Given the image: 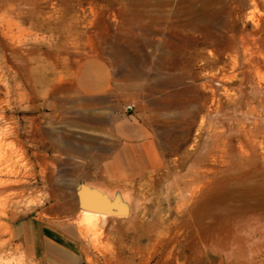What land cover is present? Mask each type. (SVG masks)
I'll use <instances>...</instances> for the list:
<instances>
[{
	"label": "rangeland",
	"instance_id": "obj_1",
	"mask_svg": "<svg viewBox=\"0 0 264 264\" xmlns=\"http://www.w3.org/2000/svg\"><path fill=\"white\" fill-rule=\"evenodd\" d=\"M196 1L0 0V264H264V63L232 59L253 31L264 55V0ZM123 114L149 127V156L95 188L106 152L76 138ZM80 185L126 210L81 225Z\"/></svg>",
	"mask_w": 264,
	"mask_h": 264
},
{
	"label": "crops",
	"instance_id": "obj_2",
	"mask_svg": "<svg viewBox=\"0 0 264 264\" xmlns=\"http://www.w3.org/2000/svg\"><path fill=\"white\" fill-rule=\"evenodd\" d=\"M91 75L89 87L104 90L110 85V77L106 70H98ZM91 134L79 136L76 140L82 141L78 144L86 150L106 152L105 154H92V162L101 165V178L94 177L95 188L113 187L119 182L133 178L134 173L140 172V162L149 156L150 147L153 143L149 127L136 120L130 114H123L115 118L107 126L106 131H100V126ZM77 137V136H76ZM106 141V145H101L100 141ZM84 143V144H83ZM87 151V152H88ZM86 159L90 158L85 155ZM97 172V171H96ZM96 176V175H95ZM79 211V210H78ZM77 211V213H78ZM22 227V226H21ZM14 233L24 235L25 241H29L30 231L23 232L20 228L14 229Z\"/></svg>",
	"mask_w": 264,
	"mask_h": 264
},
{
	"label": "bare ground",
	"instance_id": "obj_3",
	"mask_svg": "<svg viewBox=\"0 0 264 264\" xmlns=\"http://www.w3.org/2000/svg\"><path fill=\"white\" fill-rule=\"evenodd\" d=\"M179 0H177V3H178ZM195 1L196 0H188V8L191 9L192 11H196L195 10ZM198 1V0H197ZM196 1V2H197ZM202 4L205 5V3H207L209 0H199ZM199 1H198V4H199ZM212 1V0H211ZM216 1H219V0H216ZM253 1V0H252ZM162 2V1H161ZM221 3V2H220ZM226 3V2H225ZM167 4V2H166ZM179 4V3H178ZM217 4V3H216ZM257 4V2H256ZM201 5V4H200ZM208 5V3H207ZM206 5V7H207ZM215 5V4H214ZM213 5V6H214ZM219 5V4H218ZM217 5V6H218ZM226 5V4H225ZM210 6V5H209ZM220 6V5H219ZM222 6V5H221ZM224 6V5H223ZM163 7V6H162ZM199 7V6H198ZM201 7V6H200ZM205 6L201 7V11L203 12L204 10L206 11V9H204ZM216 8V7H215ZM198 10V8H197ZM208 11V10H207ZM193 12V13H194ZM198 12V11H197ZM213 14H215L216 17H219L221 16V9L218 8V9H214L213 11ZM227 13V12H226ZM158 14V13H157ZM168 14V13H167ZM230 14V10L228 12V14H225V15H229ZM181 15V14H180ZM231 15V14H230ZM262 16V15H261ZM264 18V17H263ZM210 20V19H213V16H202V14L200 13H194L193 16H192V21L190 23H200L204 20ZM258 19V18H257ZM258 21V20H257ZM256 21V22H257ZM259 22V21H258ZM256 23V24H259V23ZM184 25V24H182ZM261 25V24H260ZM261 27V26H260ZM201 29V28H200ZM205 31V29H204ZM207 33V32H206ZM259 42H261V36L259 34H257L255 31H253L252 33H244L241 38L239 40H236V45L235 47L233 48V66L235 64H239L241 65V67H243V70L242 72L243 73H250L252 70L254 69H258L262 66V64L264 63V55L260 54L259 51H260V47H259ZM261 50L263 51V48H261ZM232 54V53H231ZM231 56V55H230ZM231 59V60H232ZM240 67V66H239ZM261 70V69H260ZM259 72V71H258ZM253 73V72H252ZM255 75V74H254ZM226 76V75H225ZM229 77V76H228ZM231 77V76H230ZM255 77V76H254ZM252 79V78H251ZM248 80V79H247ZM251 83V81H250ZM260 83V82H259ZM242 84V83H241ZM256 85V84H255ZM253 85V86H255ZM211 87V86H210ZM213 87V86H212ZM214 88V87H213ZM212 88V89H213ZM256 88V87H255ZM258 88V87H257ZM256 88V89H257ZM262 89V87H260ZM253 90V89H252ZM259 90V89H258ZM214 91V89H213ZM254 94V92H252ZM258 93V92H256ZM255 95V94H254ZM250 97V96H249ZM252 98V97H251ZM254 100V99H253ZM249 104H252L253 101L250 100V98H248V101H247ZM162 103L159 101V105H161ZM5 118V117H4ZM1 129V127H0ZM3 133H7V130L6 128L4 129V132ZM1 135V133H0ZM3 137V136H2ZM7 137V136H6ZM9 138V137H8ZM3 139V138H2ZM10 140V139H9ZM8 140V141H9ZM215 144V143H214ZM4 149V148H3ZM2 149V150H3ZM8 149V148H7ZM6 150V149H5ZM9 171V170H8ZM8 171H4L3 169L0 170V174L4 173H8ZM11 182H14V180H9L8 178L6 179H3L0 177V199H4L6 200L7 199V195H8V191H7V187L8 185H12ZM9 185V187H10ZM8 187V189H9ZM248 187V186H247ZM259 187V186H258ZM257 188V187H256ZM262 189L264 188L261 187ZM260 188V189H261ZM89 189H94V188H91L89 187ZM96 190V189H95ZM256 190V189H255ZM255 190H252V188L250 189H244V193L245 195L247 194H252L253 196L257 195V192L255 193L254 191ZM10 191V190H9ZM99 193H101L99 190H97ZM264 193V191H263ZM262 193V194H263ZM102 194V193H101ZM250 194V195H251ZM261 194V193H260ZM82 195V194H81ZM260 196V195H259ZM257 197V196H256ZM86 198V195L83 194V199L85 200ZM109 200V199H108ZM110 201V200H109ZM86 202H89V201H86ZM116 202V203H115ZM94 203L98 206V208L100 210H94V209H90V208H86V207H81L83 208V210L86 212V214H84V216L82 217V220H81V225H83L84 223L88 222H92V223H96L95 221H97L98 218L100 217H106L107 215H116L117 213H122L126 210L125 206L123 205V203H121L120 201H116L114 200L113 202H110L111 205H110V209L111 211H113V214H109V210L105 209V206L104 204L101 202V200H95ZM114 203H115V207H116V212H115V209H114ZM81 208H78V209H81ZM5 209V208H4ZM3 210V209H2ZM1 211V209H0ZM5 211V210H4ZM3 216V215H2ZM91 225V224H89Z\"/></svg>",
	"mask_w": 264,
	"mask_h": 264
},
{
	"label": "water",
	"instance_id": "obj_4",
	"mask_svg": "<svg viewBox=\"0 0 264 264\" xmlns=\"http://www.w3.org/2000/svg\"><path fill=\"white\" fill-rule=\"evenodd\" d=\"M83 194L86 195L85 200L83 199ZM76 195L78 199L79 208L86 207V208H90L94 210H100L98 206L94 203V201L98 199V200H101V202L104 204L105 209L109 210V214H113V211H111L110 209V205H111L110 201L104 194L99 193L97 190L89 189V187L86 185H80L76 189ZM86 201H89V202H86Z\"/></svg>",
	"mask_w": 264,
	"mask_h": 264
}]
</instances>
